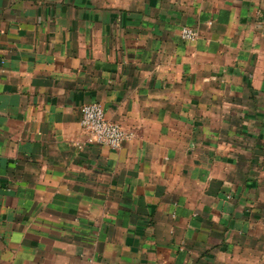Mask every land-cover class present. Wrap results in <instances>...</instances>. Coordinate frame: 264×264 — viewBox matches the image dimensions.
<instances>
[{
    "label": "crops",
    "instance_id": "crops-1",
    "mask_svg": "<svg viewBox=\"0 0 264 264\" xmlns=\"http://www.w3.org/2000/svg\"><path fill=\"white\" fill-rule=\"evenodd\" d=\"M0 264H264V0H0Z\"/></svg>",
    "mask_w": 264,
    "mask_h": 264
},
{
    "label": "built area",
    "instance_id": "built-area-1",
    "mask_svg": "<svg viewBox=\"0 0 264 264\" xmlns=\"http://www.w3.org/2000/svg\"><path fill=\"white\" fill-rule=\"evenodd\" d=\"M180 38L185 42H193L197 33L189 27H182ZM80 127L85 134V142L84 145H78L79 148L101 145L116 150L132 137L118 123L107 120L102 106L98 103L81 108Z\"/></svg>",
    "mask_w": 264,
    "mask_h": 264
}]
</instances>
